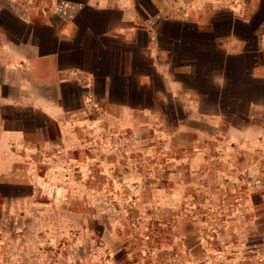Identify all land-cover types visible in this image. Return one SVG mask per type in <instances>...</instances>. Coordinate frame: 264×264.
Listing matches in <instances>:
<instances>
[{"label": "crops", "instance_id": "1", "mask_svg": "<svg viewBox=\"0 0 264 264\" xmlns=\"http://www.w3.org/2000/svg\"><path fill=\"white\" fill-rule=\"evenodd\" d=\"M176 103L178 122L243 119L223 134L264 153V0H0V225L67 198L68 166L115 130L96 120L142 127Z\"/></svg>", "mask_w": 264, "mask_h": 264}, {"label": "rangeland", "instance_id": "2", "mask_svg": "<svg viewBox=\"0 0 264 264\" xmlns=\"http://www.w3.org/2000/svg\"><path fill=\"white\" fill-rule=\"evenodd\" d=\"M172 107L142 127L96 120L115 130L100 131L83 171L68 166L67 198L32 200L26 226L22 214L4 217L0 264H264L262 149L228 142L225 127L243 119L178 122L185 110Z\"/></svg>", "mask_w": 264, "mask_h": 264}, {"label": "built area", "instance_id": "3", "mask_svg": "<svg viewBox=\"0 0 264 264\" xmlns=\"http://www.w3.org/2000/svg\"><path fill=\"white\" fill-rule=\"evenodd\" d=\"M179 262H178V259H173V260H171V261H169V262H167V263H164V264H178Z\"/></svg>", "mask_w": 264, "mask_h": 264}]
</instances>
